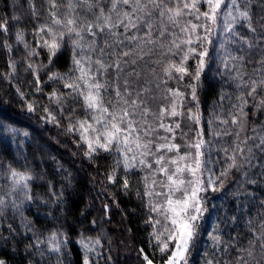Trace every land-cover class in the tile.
Here are the masks:
<instances>
[{"label":"snow or ice","instance_id":"obj_1","mask_svg":"<svg viewBox=\"0 0 264 264\" xmlns=\"http://www.w3.org/2000/svg\"><path fill=\"white\" fill-rule=\"evenodd\" d=\"M44 4L46 18L41 20L35 0L27 2L28 16L36 23L30 33L35 46L26 39L23 29L14 32L15 45H22L26 52L25 71L33 76L34 91L42 93L41 71H47L45 83L61 86L64 91L54 88L46 98L67 121L66 133L77 137L76 145L83 146L82 154L87 159L101 153L112 156L113 169L107 177L110 183L116 184L123 171L121 187L128 191V175L139 171L144 191L142 196L139 191L136 195L146 209L144 223L151 228L150 247L166 257L163 264H189L201 222L209 213L208 193L224 191L225 181L235 172V188L226 195L237 203L241 197L246 202L255 198L254 193L242 189L258 182L250 171L255 167L254 149L264 156V128L259 132L253 128L255 135L245 134L243 139L241 133L246 128L249 98L253 108L264 109V15L256 17L253 13V7L264 10V0H44ZM21 19L12 16L13 21ZM241 28L247 29L251 39L241 35ZM0 32L8 36L7 19L0 21ZM0 44L10 57L4 78L11 81L17 71L11 58L14 45L7 39ZM66 48L71 53V67L67 72L52 71L55 58ZM210 49L214 55H210ZM41 51L47 55V64L35 62ZM213 61L218 62V74L240 94L233 97L222 92L218 109L204 117L198 90L202 74ZM248 63L255 64L251 75L242 71ZM141 64L159 81L155 88L161 90L164 102L155 111L149 104L156 99L151 95V81L140 83L142 70L137 69ZM157 68L162 76L157 75ZM186 77L189 82L182 83ZM169 81H175V86L168 87ZM15 91L24 99L19 87ZM225 100L229 105L227 118L223 114ZM189 103L195 111L192 107L185 110ZM37 104L26 102V110L36 112ZM76 105L83 109V117L76 115ZM3 108L0 102V110ZM42 111L45 123L60 125L48 106ZM184 121L188 131L181 126ZM233 126L236 130L230 131ZM0 130L7 134L0 139L9 143L19 146L25 140L30 142L31 134L7 119H0ZM228 137L232 138L230 143L225 139ZM0 166V219L8 211L21 217L26 233L32 234L26 251L40 257L36 264L45 256L49 264H63L67 233L52 231L41 238L33 222L24 217L25 208L37 199L33 195L36 175L27 164L24 170L11 164ZM260 176L264 178V171ZM49 195L52 204L63 202V190L57 195L51 184ZM260 207L264 209V200ZM91 223L95 225L96 221ZM248 226L251 239L247 246L238 247L224 243L220 235L223 230L214 225L209 234L214 251L205 264H264V216L256 227L251 220ZM7 228L14 233L10 224ZM75 242L82 253V264H98V249L103 247L99 237L81 233ZM229 248L237 252L235 257L217 259L221 253L228 255ZM139 256L143 264H153L144 248L139 249ZM0 264L7 261L0 258Z\"/></svg>","mask_w":264,"mask_h":264},{"label":"trees","instance_id":"obj_2","mask_svg":"<svg viewBox=\"0 0 264 264\" xmlns=\"http://www.w3.org/2000/svg\"><path fill=\"white\" fill-rule=\"evenodd\" d=\"M27 2L28 0H0V21L7 19L9 24V34L5 37L0 32V42L7 39L14 45L11 58L16 61L17 67L15 77L11 81L6 80L4 75L9 71L7 61L10 57L0 44V102L4 104L3 110H0V119H7L14 127L31 134L30 142L25 140L19 146L15 142L9 143L7 140L0 139V165L11 164L14 168L24 170L23 165L27 164L28 170H31L37 177L33 183V195L37 199L34 204L25 208L24 217L33 222L34 231L41 238L46 237L52 231L67 233L69 243L63 257V264H82V253L79 245L75 242L81 233L101 239L103 247L98 249L101 252L98 264H143L139 256L140 248H144L154 264H163L166 257H162L156 248L150 247L148 237L151 228L144 223L146 209L142 199L136 195L139 191L142 196L144 191L139 171L135 170L128 175L130 183L128 191L121 187L120 177L124 175L123 171L118 174L116 184L110 183L107 177L113 169L112 156L101 153L93 160L87 159L82 154L83 146L78 148L76 145L77 137L66 133L67 121L55 112V106L46 98L45 94L54 88L64 91L61 86L58 83H45L47 71H41L42 93L34 91L33 76L31 72L25 71L23 58L26 52L22 45H15L14 35L16 29H23L27 33L26 39L35 46L30 33L36 23L28 16ZM35 3L41 13V20L45 19L44 0H35ZM253 13L258 17L264 15V10L253 7ZM13 14L22 17V19L18 22L13 21ZM240 33L251 39L246 28H241ZM210 55H214L212 49H210ZM70 57V50L66 48L55 58V67L51 70L67 72L71 67ZM252 59L255 60L257 57ZM40 61L47 64V55L44 51H41L40 57L35 59L36 63ZM217 64V61H213L201 77L202 84L198 90V96L204 117H208L211 112L218 109L217 102L222 92L230 93L233 97L240 94L230 81H226L223 75L218 74L221 70L217 69ZM254 67V63H248L242 71L251 75ZM137 70H142L141 84L144 80L151 81V95L156 99L150 101L149 104L155 111L164 102L161 90L155 88V84L159 81L148 72L143 64ZM157 75L162 76L159 68H157ZM188 82L186 77L182 83ZM174 86L175 81H169L168 87ZM16 87L25 93L24 99L17 95ZM181 90L184 89L181 88ZM26 102H38L37 111L29 113L26 110ZM231 102L235 104L236 100L233 99ZM43 106H48L53 110L60 120L59 126L44 122ZM187 107H192L195 111V107L191 103L186 105L185 110ZM76 108V115L83 117V109L79 105H76ZM223 109L224 117L227 118L229 110L227 100L223 102ZM245 111L248 116L245 132L241 133V139L245 134L249 137L255 135L252 131L253 128L258 132L264 128V109L253 108L251 98H249ZM65 115L68 113L65 112ZM186 123V121L182 122L181 126L185 131H188V128L185 127ZM235 130V126L230 128V131ZM4 135L7 134L0 130V137ZM189 138H191V133H189ZM205 138L207 139L208 136L206 135ZM16 139L21 138L17 137ZM225 139L230 143L232 138ZM176 142L179 143V139ZM254 151L256 153L255 167L251 169L250 175L258 182L254 185H245L242 189V191L254 193V200L246 202L241 197L237 203L231 196L226 195L227 191L235 188L233 180L238 179V174L235 172L231 174L229 180L225 181L224 191L209 192V213L205 214V218L201 222L200 237L195 248L192 249L189 264H205L206 258H212L214 250L209 234L212 233L213 226L217 224L223 230L220 235L224 243L238 247L247 246L248 240L251 239L248 221L251 220L252 226L256 227L260 216H264V209L260 207V202L264 200V178L260 176V173L264 171L261 168V164H264V156L258 150L254 149ZM59 165H62L63 169ZM0 171H3L2 166H0ZM0 184H3L2 178H0ZM49 184L57 195H60L63 190L62 203H51ZM40 198L49 201V204L41 203ZM105 205L108 206L107 209H105ZM213 205L216 206L215 209L212 208ZM228 217L236 219L230 221ZM93 220L96 221L95 225L91 223ZM9 224L15 230L14 233L8 231ZM31 243L32 234L26 233L21 225V217L13 216L11 211L6 212L5 218L0 219V249H4L8 253L7 264H29V261L36 264L40 257L35 254L30 255L26 251V247ZM223 246V244L220 245L221 248ZM32 252L34 253L35 249ZM236 255L237 252L229 248L228 255L221 253L217 259H231ZM40 264H49L48 257L45 256Z\"/></svg>","mask_w":264,"mask_h":264},{"label":"rangeland","instance_id":"obj_3","mask_svg":"<svg viewBox=\"0 0 264 264\" xmlns=\"http://www.w3.org/2000/svg\"><path fill=\"white\" fill-rule=\"evenodd\" d=\"M0 258L5 259V260H7L8 258V253L4 249H0Z\"/></svg>","mask_w":264,"mask_h":264}]
</instances>
